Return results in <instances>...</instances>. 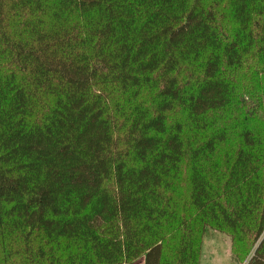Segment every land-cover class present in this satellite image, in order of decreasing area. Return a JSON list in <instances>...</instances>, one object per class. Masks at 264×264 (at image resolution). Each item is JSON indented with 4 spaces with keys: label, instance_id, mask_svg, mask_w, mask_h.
<instances>
[{
    "label": "trees",
    "instance_id": "obj_1",
    "mask_svg": "<svg viewBox=\"0 0 264 264\" xmlns=\"http://www.w3.org/2000/svg\"><path fill=\"white\" fill-rule=\"evenodd\" d=\"M264 264V0H0V264Z\"/></svg>",
    "mask_w": 264,
    "mask_h": 264
},
{
    "label": "rangeland",
    "instance_id": "obj_2",
    "mask_svg": "<svg viewBox=\"0 0 264 264\" xmlns=\"http://www.w3.org/2000/svg\"><path fill=\"white\" fill-rule=\"evenodd\" d=\"M230 247L228 235L207 230L203 239L200 264H231Z\"/></svg>",
    "mask_w": 264,
    "mask_h": 264
},
{
    "label": "crops",
    "instance_id": "obj_3",
    "mask_svg": "<svg viewBox=\"0 0 264 264\" xmlns=\"http://www.w3.org/2000/svg\"><path fill=\"white\" fill-rule=\"evenodd\" d=\"M134 264H143V261H142V259H140V260H138L136 263H134Z\"/></svg>",
    "mask_w": 264,
    "mask_h": 264
}]
</instances>
